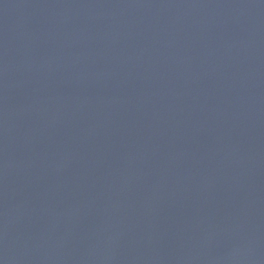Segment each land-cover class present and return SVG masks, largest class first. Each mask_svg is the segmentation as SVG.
<instances>
[{
  "label": "water",
  "instance_id": "1",
  "mask_svg": "<svg viewBox=\"0 0 264 264\" xmlns=\"http://www.w3.org/2000/svg\"><path fill=\"white\" fill-rule=\"evenodd\" d=\"M0 264H264V0H0Z\"/></svg>",
  "mask_w": 264,
  "mask_h": 264
}]
</instances>
